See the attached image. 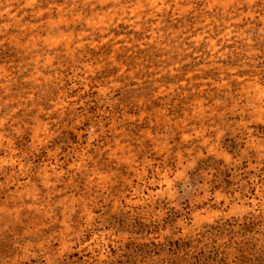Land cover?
Returning <instances> with one entry per match:
<instances>
[{"label": "rangeland", "instance_id": "1", "mask_svg": "<svg viewBox=\"0 0 264 264\" xmlns=\"http://www.w3.org/2000/svg\"><path fill=\"white\" fill-rule=\"evenodd\" d=\"M258 87L264 0H0V264H264Z\"/></svg>", "mask_w": 264, "mask_h": 264}, {"label": "clouds", "instance_id": "2", "mask_svg": "<svg viewBox=\"0 0 264 264\" xmlns=\"http://www.w3.org/2000/svg\"><path fill=\"white\" fill-rule=\"evenodd\" d=\"M149 7L155 8L156 5L154 2L150 3L148 5ZM215 5H209V7H214ZM122 7H126V6H122ZM145 7V5L143 4H139L136 6V8L133 9V12H137L141 9H143ZM222 7H224L225 9H227L228 5H222ZM109 13H111L112 15L109 16L108 13H105L104 15H101L98 21H92L90 20V23H96V24H103L105 23V19L106 17L108 18V22H111L112 17L115 16V11L113 9H109ZM251 14V13H249ZM123 17H121L122 19ZM139 18V17H138ZM225 83H227L225 81ZM256 98L258 100L261 101V105L259 107H256L255 104H252L251 106L254 108V111L256 113L255 119L260 120V121H264V88H257L256 89ZM248 123H251V121H249ZM221 133H219L218 135H221ZM249 145L253 146V147H257L258 149H264V143L258 142L252 138L249 139ZM7 163V161H6ZM253 167H256L255 165H253ZM264 184L259 185V189L258 192L260 194V200L259 201H253V204L259 203L260 207L262 210H264ZM225 199H231V197H226Z\"/></svg>", "mask_w": 264, "mask_h": 264}]
</instances>
